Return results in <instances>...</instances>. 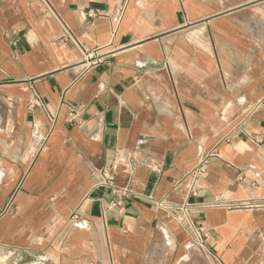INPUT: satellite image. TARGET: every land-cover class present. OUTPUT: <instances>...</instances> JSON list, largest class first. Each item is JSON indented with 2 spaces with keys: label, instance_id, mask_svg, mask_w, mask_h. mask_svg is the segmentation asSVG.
I'll list each match as a JSON object with an SVG mask.
<instances>
[{
  "label": "crops",
  "instance_id": "crops-1",
  "mask_svg": "<svg viewBox=\"0 0 264 264\" xmlns=\"http://www.w3.org/2000/svg\"><path fill=\"white\" fill-rule=\"evenodd\" d=\"M0 264H264V0H0Z\"/></svg>",
  "mask_w": 264,
  "mask_h": 264
},
{
  "label": "built area",
  "instance_id": "built-area-1",
  "mask_svg": "<svg viewBox=\"0 0 264 264\" xmlns=\"http://www.w3.org/2000/svg\"><path fill=\"white\" fill-rule=\"evenodd\" d=\"M41 1H44V0H41ZM121 16H122V13L121 12H118V13H115L114 15H110V16H107V18H109L110 20H112L114 23H119L120 20H121ZM62 27H63V31H64V34L65 36L71 40V41H74V38L73 36L71 35V32L68 30L67 26L62 23ZM166 65H168V62H166ZM36 105L37 106H43V102L41 101V99L37 98L36 100ZM79 115V112L78 111H72L70 114H69V118H70V121L71 122H74L77 120V117ZM202 171V168L200 169ZM105 176H106V184L107 185H113V177L111 175H108L107 172H105ZM123 193V192H122ZM225 207L229 210H233V209H245V208H258V207H254V206H251V205H237V204H232V203H229V204H226ZM75 218H78L77 216H75Z\"/></svg>",
  "mask_w": 264,
  "mask_h": 264
}]
</instances>
